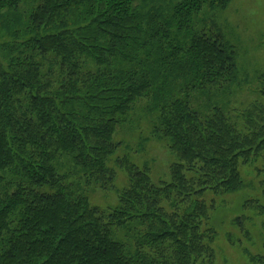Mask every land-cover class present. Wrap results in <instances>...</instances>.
I'll use <instances>...</instances> for the list:
<instances>
[{"label":"trees","instance_id":"1","mask_svg":"<svg viewBox=\"0 0 264 264\" xmlns=\"http://www.w3.org/2000/svg\"><path fill=\"white\" fill-rule=\"evenodd\" d=\"M231 2L0 0V264H213L204 194L240 190L264 155V74L244 86L209 26ZM244 88L257 98L236 105ZM143 97L179 161L157 185L118 158L129 185L102 210L88 189L113 183Z\"/></svg>","mask_w":264,"mask_h":264},{"label":"rangeland","instance_id":"2","mask_svg":"<svg viewBox=\"0 0 264 264\" xmlns=\"http://www.w3.org/2000/svg\"><path fill=\"white\" fill-rule=\"evenodd\" d=\"M209 24L236 46L240 75L249 83L244 86L256 91L264 74V0H232L227 9L215 11ZM256 98L251 89L244 88L234 100L245 106ZM148 103L147 97L140 98L129 121L115 134L120 148L109 163L115 170L111 186L88 189L91 203L102 210L118 205L122 190L129 185L128 173L119 163L122 158L148 166L157 185L172 180L171 167L179 158L169 148L168 139L153 135L156 115L147 111ZM240 172L244 182L240 190L204 194L210 208L204 230L216 233L211 243L213 264H264V215L257 205L264 202V155L254 162H241Z\"/></svg>","mask_w":264,"mask_h":264}]
</instances>
